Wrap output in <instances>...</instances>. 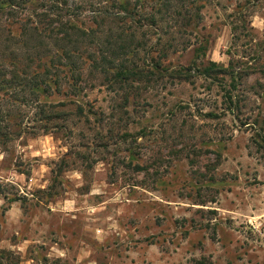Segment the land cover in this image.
<instances>
[{"label":"rangeland","instance_id":"rangeland-1","mask_svg":"<svg viewBox=\"0 0 264 264\" xmlns=\"http://www.w3.org/2000/svg\"><path fill=\"white\" fill-rule=\"evenodd\" d=\"M204 4L199 29L186 36L191 46L177 33L162 61L168 71L190 69V81L151 84L137 106L132 100L130 120L112 119L119 96L82 64L98 54L86 44L83 96L64 88L50 100L80 101L89 121L72 116L46 135L32 112L28 133L0 148V253H12L13 264H264V151L252 140L264 122L256 71L264 64V0ZM79 12L84 27L95 26L89 10ZM0 19V52L16 50L8 38L20 24ZM211 63L235 68L237 90L225 72L203 74ZM227 91L239 109H228ZM131 162L149 170L135 172Z\"/></svg>","mask_w":264,"mask_h":264},{"label":"trees","instance_id":"trees-1","mask_svg":"<svg viewBox=\"0 0 264 264\" xmlns=\"http://www.w3.org/2000/svg\"><path fill=\"white\" fill-rule=\"evenodd\" d=\"M83 1L0 0V18H12L20 24L17 33L13 35L11 32L8 38V42L17 46L16 50L0 52V148H7L28 133L26 122L31 120L32 112L35 122L40 124L46 135L54 127L66 129V123L72 116L79 119L86 117L89 121L80 101L55 103L50 100L62 94L64 88L69 89L75 98L83 96L81 83L85 79L80 64L83 58L81 48L86 44L95 46L98 52L89 53L83 60L82 64L90 66V76H99L111 93L118 94L119 98L122 96V99L115 100L116 104L109 115L112 119L116 114H122L130 120L132 100L137 106L136 100H140L143 89H148L151 84L166 80L190 81V69L168 71L163 68L162 61L171 50H175L172 42L177 33H183L181 36L185 40V47L191 46L192 41L186 36L195 35L199 29L201 12L208 0H94L88 3L84 1L86 6L82 5ZM17 9H28L32 16L21 19L15 11ZM81 9L92 13L94 27H84L80 20ZM244 19L242 17V29L248 34ZM109 21L117 24V30L113 31L111 27L106 30ZM239 28L237 24H232L235 40L239 39ZM104 34L105 38L98 42L99 36ZM155 37V41H151ZM53 47L56 48L55 52L52 51ZM141 53L149 57L152 53H158V57H150V62L141 66L136 61ZM218 71L227 73L233 82V90H237V81L241 76L233 66L228 69L211 63L203 74L211 77ZM256 71L264 78V64ZM258 87L263 97L264 83H259ZM234 99L233 92L227 91L224 95L229 110L234 107L239 109ZM89 112L97 115L93 109ZM102 116L105 117V114ZM100 122L104 123L105 119H100ZM263 123H258L260 131L252 139L260 154L264 151ZM127 166L135 172L149 170L145 165H133L132 162ZM66 167H60L57 177L63 175ZM209 188L206 187L211 191ZM0 258L14 263L10 252H1Z\"/></svg>","mask_w":264,"mask_h":264}]
</instances>
